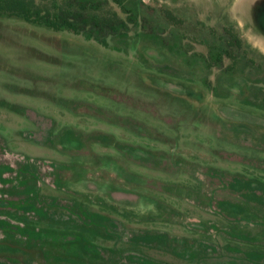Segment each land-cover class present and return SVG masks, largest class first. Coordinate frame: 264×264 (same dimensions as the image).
Masks as SVG:
<instances>
[{
  "label": "rangeland",
  "instance_id": "374dc122",
  "mask_svg": "<svg viewBox=\"0 0 264 264\" xmlns=\"http://www.w3.org/2000/svg\"><path fill=\"white\" fill-rule=\"evenodd\" d=\"M95 1L0 18V264H264V0Z\"/></svg>",
  "mask_w": 264,
  "mask_h": 264
},
{
  "label": "trees",
  "instance_id": "16d2710c",
  "mask_svg": "<svg viewBox=\"0 0 264 264\" xmlns=\"http://www.w3.org/2000/svg\"><path fill=\"white\" fill-rule=\"evenodd\" d=\"M114 2L122 5L123 0ZM96 4L95 0H0V18H15L45 29L76 35L88 27L91 32L99 34L107 24L105 18L94 11ZM116 24H121L120 20ZM110 29L117 30L114 26ZM227 47L240 49V42L237 39L229 41ZM217 56L216 62H219L220 55Z\"/></svg>",
  "mask_w": 264,
  "mask_h": 264
}]
</instances>
